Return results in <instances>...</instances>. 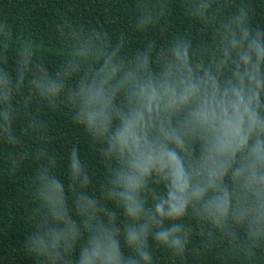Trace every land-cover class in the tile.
Here are the masks:
<instances>
[{
	"label": "clouds",
	"instance_id": "clouds-1",
	"mask_svg": "<svg viewBox=\"0 0 264 264\" xmlns=\"http://www.w3.org/2000/svg\"><path fill=\"white\" fill-rule=\"evenodd\" d=\"M183 3L207 43L175 35L129 53L123 36L110 40L64 20L67 55L54 71L37 42L0 22V143L21 149L7 153L10 172L29 155L18 122L47 141L35 106L67 104L101 145L103 199L129 221L117 223L85 191L92 180L76 146L68 158L74 220L55 160L40 144L32 154L46 163L32 181L35 229L24 244L39 264H155L151 242L183 259L194 232L203 250L219 244L238 264H264V27L252 23L244 0L238 8L236 0ZM170 7L135 0L136 28L147 32Z\"/></svg>",
	"mask_w": 264,
	"mask_h": 264
},
{
	"label": "trees",
	"instance_id": "trees-1",
	"mask_svg": "<svg viewBox=\"0 0 264 264\" xmlns=\"http://www.w3.org/2000/svg\"><path fill=\"white\" fill-rule=\"evenodd\" d=\"M240 2L236 0L235 7L238 8ZM244 2L250 9L252 23L264 27V0ZM135 19V0H0V22H7L16 35L23 34L37 42L40 45L39 57L53 71L60 67L62 58L67 55L59 31L64 20L95 27L106 33L110 40L123 36L129 53L143 48L148 41H153L157 48L166 46L175 35H188L197 47L208 42V37L201 35L200 26L186 15L183 0H171L170 14L147 32L136 28ZM8 67L15 70L14 63ZM35 111L41 114L48 127V139L42 142L30 133H22L24 121L18 122L17 134L22 135L23 150L28 151L29 155L14 174L9 170L7 153L21 149L0 143V264H39L38 258L26 252L24 244L35 229L37 202L31 190L32 181L39 166L46 163L32 154L40 144L55 160L54 172L67 190L68 210L74 220L79 221L80 217L69 188L68 158L70 150L76 146L92 180L91 187L85 191H90L109 210L114 211L118 216L117 223L123 225L129 222L121 208L103 199L107 172L101 145L74 120L71 107L67 104L59 107L40 104L35 106ZM156 187L163 191L161 186ZM192 226L196 227L194 222ZM151 243L155 264H238L236 260L223 255L224 249L219 244L211 250H203L201 238L196 232L183 259L174 257L155 242ZM125 251L129 249L125 247Z\"/></svg>",
	"mask_w": 264,
	"mask_h": 264
}]
</instances>
